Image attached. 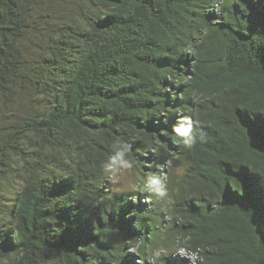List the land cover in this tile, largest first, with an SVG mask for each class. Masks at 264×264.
<instances>
[{"label": "trees", "instance_id": "obj_1", "mask_svg": "<svg viewBox=\"0 0 264 264\" xmlns=\"http://www.w3.org/2000/svg\"><path fill=\"white\" fill-rule=\"evenodd\" d=\"M0 264H264V0H0Z\"/></svg>", "mask_w": 264, "mask_h": 264}, {"label": "clouds", "instance_id": "obj_2", "mask_svg": "<svg viewBox=\"0 0 264 264\" xmlns=\"http://www.w3.org/2000/svg\"><path fill=\"white\" fill-rule=\"evenodd\" d=\"M176 133L181 137H188L190 133V127H177L175 129ZM194 141L192 139H185L183 141L184 144L188 145L189 147ZM115 148V153L113 156L109 158V161L102 165V169L105 173H114L118 170V168L122 165L125 168H130L131 163L125 158L127 149L120 146L117 147L116 145L113 146ZM161 181L159 178L153 176L150 177L146 183V186L149 188V190H155L160 195H164L165 193L157 188V185H160Z\"/></svg>", "mask_w": 264, "mask_h": 264}, {"label": "rangeland", "instance_id": "obj_3", "mask_svg": "<svg viewBox=\"0 0 264 264\" xmlns=\"http://www.w3.org/2000/svg\"><path fill=\"white\" fill-rule=\"evenodd\" d=\"M183 172V169L178 167L177 173L181 174ZM111 182L113 185V188L117 192H135L137 185V177L135 173L128 168H122L121 170L117 171L115 175L111 178ZM179 254H183L180 252Z\"/></svg>", "mask_w": 264, "mask_h": 264}, {"label": "built area", "instance_id": "obj_4", "mask_svg": "<svg viewBox=\"0 0 264 264\" xmlns=\"http://www.w3.org/2000/svg\"><path fill=\"white\" fill-rule=\"evenodd\" d=\"M157 178H159V180L161 181V184L157 185L156 187L163 191V189H164V186H163L164 183L163 182L165 181L164 173H161L160 175H158Z\"/></svg>", "mask_w": 264, "mask_h": 264}]
</instances>
